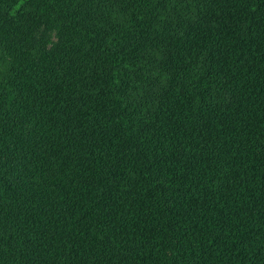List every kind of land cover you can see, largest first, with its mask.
Listing matches in <instances>:
<instances>
[{
    "label": "trees",
    "instance_id": "1",
    "mask_svg": "<svg viewBox=\"0 0 264 264\" xmlns=\"http://www.w3.org/2000/svg\"><path fill=\"white\" fill-rule=\"evenodd\" d=\"M0 264H264V0H0Z\"/></svg>",
    "mask_w": 264,
    "mask_h": 264
},
{
    "label": "rangeland",
    "instance_id": "2",
    "mask_svg": "<svg viewBox=\"0 0 264 264\" xmlns=\"http://www.w3.org/2000/svg\"><path fill=\"white\" fill-rule=\"evenodd\" d=\"M44 36L46 38V41H48V42L55 38L54 33L52 31L45 32Z\"/></svg>",
    "mask_w": 264,
    "mask_h": 264
}]
</instances>
